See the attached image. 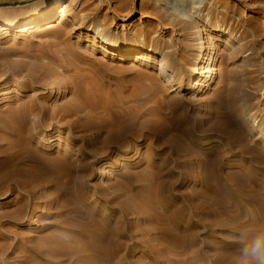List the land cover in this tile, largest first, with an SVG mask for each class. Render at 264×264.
I'll return each mask as SVG.
<instances>
[{
    "label": "rangeland",
    "instance_id": "1",
    "mask_svg": "<svg viewBox=\"0 0 264 264\" xmlns=\"http://www.w3.org/2000/svg\"><path fill=\"white\" fill-rule=\"evenodd\" d=\"M106 1L47 31L25 23L51 0H0V264H240L264 233V0H183L185 26Z\"/></svg>",
    "mask_w": 264,
    "mask_h": 264
},
{
    "label": "bare ground",
    "instance_id": "2",
    "mask_svg": "<svg viewBox=\"0 0 264 264\" xmlns=\"http://www.w3.org/2000/svg\"><path fill=\"white\" fill-rule=\"evenodd\" d=\"M63 0H51L52 4L49 8L45 9L42 13H40L39 15H37V17L30 19L29 21H27L25 23V29H31L33 28L35 25H45L46 24V29L47 31H52L56 28H61L62 24L67 22V5H63V7H60L58 9H56L55 7L59 4L62 3ZM166 7H167V13L172 15L173 17H175L174 19H179L181 21H179L183 26L187 25L188 22H190L193 18H198L196 15H190V12L186 11L183 7H180L181 4H183V0H166ZM109 5L110 0L106 1ZM56 18H59V20L57 21L56 25L53 24V22H55ZM78 27H74L72 28V30L74 31L76 28H79L80 26L84 25V22L79 21L78 22ZM198 31H203L202 28L198 25ZM10 28V27H9ZM24 27L22 29H20V31L18 32H22L25 30ZM22 30V31H21ZM202 36L203 38L198 39V41L200 43H204L205 42H211V37L209 34L202 32ZM201 40L203 42H201ZM102 43L105 44L104 41H102V39L100 40ZM103 44V45H104ZM101 49H110L111 54L114 57H117L119 59L122 60H132V59H138V60H143L144 58H146V54H140V50H138L137 48H117L115 46H110V45H105V46H100ZM210 49V47H209ZM211 53L209 58L207 59V55L203 54L198 56V65L196 66V68L194 69L193 75H194V85L197 84L198 89L197 91H201V89L204 87H200L202 86L201 82L203 83L204 81H202L203 79H209L211 78L212 75H216V72L214 71V69H210V65L209 63V59H215V56L217 55V52L215 50V46L211 47L210 49ZM155 59L151 58L149 60V62H154ZM214 66V65H213ZM157 67L159 72H164L168 70L167 65L164 62H158L157 63ZM214 71V72H213ZM205 87H207V85H205Z\"/></svg>",
    "mask_w": 264,
    "mask_h": 264
},
{
    "label": "clouds",
    "instance_id": "3",
    "mask_svg": "<svg viewBox=\"0 0 264 264\" xmlns=\"http://www.w3.org/2000/svg\"><path fill=\"white\" fill-rule=\"evenodd\" d=\"M259 252H264V233H260L252 239L248 251L241 258L240 264H251V260Z\"/></svg>",
    "mask_w": 264,
    "mask_h": 264
}]
</instances>
